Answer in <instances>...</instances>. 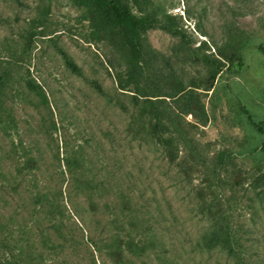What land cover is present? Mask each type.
<instances>
[{
  "label": "rangeland",
  "instance_id": "obj_1",
  "mask_svg": "<svg viewBox=\"0 0 264 264\" xmlns=\"http://www.w3.org/2000/svg\"><path fill=\"white\" fill-rule=\"evenodd\" d=\"M112 1L0 0V264H264V0Z\"/></svg>",
  "mask_w": 264,
  "mask_h": 264
},
{
  "label": "trees",
  "instance_id": "obj_2",
  "mask_svg": "<svg viewBox=\"0 0 264 264\" xmlns=\"http://www.w3.org/2000/svg\"><path fill=\"white\" fill-rule=\"evenodd\" d=\"M97 3L103 8L108 15L111 17L112 22V28L115 30H123L127 29L132 34L139 37L140 30H143L145 27V23L142 21L135 20L127 11L122 9L118 4L113 3L112 0H96ZM6 73L0 76V95L4 92V87L6 86V82L9 81L7 78ZM34 88V87H33ZM31 88V90H33ZM34 93H37L40 97H42L43 100H45V96L39 92L36 88H34ZM137 101L134 100V104ZM2 105V102L0 101V106ZM249 118V116H248ZM171 120V119H170ZM250 124L253 126L255 130H257L260 133L264 132V123L263 122H254L250 118ZM175 121V120H173ZM153 131L155 133V136L157 138V143L162 150V152L167 157L170 163H175L177 159V155L180 152L179 150V144L177 141L179 138L183 137L182 133H179L173 129V127H165L163 125V117L161 114L156 113L153 117ZM223 156L222 154H220ZM220 156V158H221Z\"/></svg>",
  "mask_w": 264,
  "mask_h": 264
}]
</instances>
